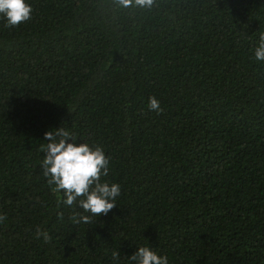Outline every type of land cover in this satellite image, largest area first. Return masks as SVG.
Here are the masks:
<instances>
[{
    "label": "trees",
    "instance_id": "16d2710c",
    "mask_svg": "<svg viewBox=\"0 0 264 264\" xmlns=\"http://www.w3.org/2000/svg\"><path fill=\"white\" fill-rule=\"evenodd\" d=\"M27 2L0 18V264H264V0ZM59 127L108 157L107 215L75 222L42 175Z\"/></svg>",
    "mask_w": 264,
    "mask_h": 264
},
{
    "label": "clouds",
    "instance_id": "9594fccd",
    "mask_svg": "<svg viewBox=\"0 0 264 264\" xmlns=\"http://www.w3.org/2000/svg\"><path fill=\"white\" fill-rule=\"evenodd\" d=\"M153 0H121L123 6L134 3L140 8H149ZM31 4L27 0H0V18L9 27L30 19ZM256 61L264 63V31L258 35L253 49ZM149 111H161L155 97L148 98ZM43 159L40 161L42 175L52 190L61 193L60 202L76 207L82 212L73 214L75 222L87 223L92 217L107 215L116 205L121 185L101 180L109 172V159L100 146L78 142L77 137L63 127L44 133ZM37 237L49 239L46 231L36 229ZM114 256L116 253L113 254ZM131 264H169L168 258L148 246H139L129 257Z\"/></svg>",
    "mask_w": 264,
    "mask_h": 264
}]
</instances>
